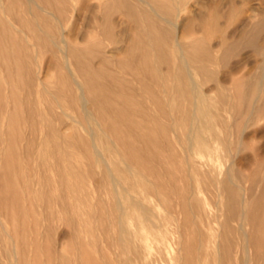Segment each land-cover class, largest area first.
<instances>
[{
  "label": "bare ground",
  "instance_id": "obj_1",
  "mask_svg": "<svg viewBox=\"0 0 264 264\" xmlns=\"http://www.w3.org/2000/svg\"><path fill=\"white\" fill-rule=\"evenodd\" d=\"M33 1L36 0H11L8 8L3 2L0 5V70L4 73L3 77L0 75V114L7 118L0 139L8 143L6 154L9 156L17 151L14 145L23 139V127L30 124L34 130L35 126L41 124L46 130L45 143L54 142L55 150L69 143L73 148L83 150V154L94 163L100 160L107 174L106 182L118 196H122L116 205V219L113 220L114 214L110 211L105 212L104 219L109 237L114 225L121 235V247L127 255L124 264H148L147 255L152 253V245H165L163 238L168 231L175 232L179 237L175 242V264H264V149L249 159L236 162V155L244 146L246 151L251 149V140L264 139V131L256 130L247 134L250 125L264 120V8L259 10L258 22L251 27L247 23L241 36L234 41L226 36V29L221 26L225 15L218 9L217 12L214 10L210 19L198 18L203 32L209 34V30L213 29L221 38L218 49L223 53L218 59L204 39L187 43L184 36L178 37L176 18H170L175 11L172 8L174 5L171 0H164L170 3V7L163 8V15L152 6L145 13L149 39L143 40L137 31V35L128 36L121 42L126 44L125 49L119 48L112 52L113 57H108L98 43L85 41L89 45L85 49L75 43L72 34L71 37L66 35L63 19L69 0H38L55 14L47 13L37 5V1L35 4ZM108 1L103 9L105 13L115 12L116 9L140 25L141 17L132 2ZM153 1L157 3L160 0ZM261 4L264 5V0ZM17 5H21L30 17L33 15L38 18V23H42V26L37 24L34 17L32 22L26 19L18 21L23 28L33 25L32 37L38 42L39 49L51 52L55 58L48 71H55L58 87L68 93L70 99L67 104L77 113L75 117L66 112L63 115L71 119L75 128L85 129L91 137L90 142L86 143L79 132L72 134L69 140L65 139L56 129L57 118L48 119L39 112V101L36 99H44L48 88L45 89V83L33 74L32 64L36 56L30 53L32 51L27 37L18 38L17 33L21 31L12 24V20L15 22L16 19L10 10ZM236 5L233 1L232 13L237 10ZM1 12L12 20L3 17ZM51 16L56 24L50 20ZM154 16L168 27L160 28ZM93 23L96 24L95 20ZM99 25L103 38L120 43L109 22ZM245 50L261 57L262 62L256 72L238 76L239 72L233 71L227 82L219 81L209 66L221 63L226 67L238 51ZM112 62L124 74L131 76L132 82L117 77L111 70L109 72ZM71 66L82 79L81 83ZM163 68V80L155 83L156 74L163 72ZM201 74L215 82V90L219 93L216 104L214 101L210 103L202 89L203 85L197 80ZM147 79L154 83H146ZM133 82L140 84L141 92H137L138 87L135 89ZM156 86L161 89L159 92ZM5 87L9 90L7 96L4 95ZM35 87L44 89L37 91ZM21 92L26 98L21 97ZM145 99L150 108L157 111L156 114L148 112L150 109L145 106ZM88 102L91 104L90 109ZM218 103H221V107H218ZM48 110L52 116L53 109L50 107ZM218 112H224L227 116L224 122L216 124L221 116ZM95 127L102 136L111 140L112 149L124 155H120L123 167H117L116 163H111L101 153L96 144L99 133ZM221 146L224 147V158L218 155ZM214 156L215 161L220 158L229 164L215 162L212 169L206 171L210 176L209 185L218 191V210L212 213L210 204L203 196L201 182L196 181L195 176L199 174L197 159H213ZM164 157L169 163L164 161ZM201 164L203 168L206 166L203 162ZM57 166L61 168L58 163ZM224 166L226 171L223 173ZM10 169L6 163L7 174L11 173ZM67 170L74 176L78 174L74 169ZM94 171L89 170L88 175L91 176ZM149 177L157 181L151 183ZM106 182L100 181V185ZM9 183V178H3L0 185V204L4 215L16 210L19 215H24L21 194L15 188L11 189ZM141 191L146 192L145 196ZM173 195L176 201L172 200ZM151 197L163 206L165 215H156L154 208L149 205ZM184 237L191 239L184 243L181 241ZM108 246L112 248L113 242ZM251 250L255 252L251 254ZM88 257L94 264L95 259ZM104 258L105 264H111L106 256Z\"/></svg>",
  "mask_w": 264,
  "mask_h": 264
},
{
  "label": "rangeland",
  "instance_id": "obj_2",
  "mask_svg": "<svg viewBox=\"0 0 264 264\" xmlns=\"http://www.w3.org/2000/svg\"><path fill=\"white\" fill-rule=\"evenodd\" d=\"M36 1L38 2L37 5L42 7L47 13H56L55 11L40 4L38 0ZM36 1H33L34 4L37 3ZM107 1L108 0H69V4L65 6L67 14L63 19V25L66 35L71 37L72 34V39L76 40L75 43L78 46L86 49L89 47L87 43L88 41L90 43H98L102 52H105L108 57H113L112 52L118 50L119 48L125 49L126 44L121 42H124L128 36L134 37L137 35V31L141 33L143 40H147V38L149 39V27L147 25L148 20H146L147 18L145 13L150 11V6H152L160 15L164 14L162 13L164 12L163 8L170 7V3L168 4L164 0H160L157 3L153 0H142L144 2L129 0L130 3L132 2L131 4L133 6L135 5V10L141 17L142 22H140V25H136L128 19L127 16L122 15L123 13L121 14L116 9L114 10L115 12L111 11L110 13H105V10L103 9L109 3V1ZM171 1L174 5L171 7L175 11L173 16L170 18L172 20H175L176 18L178 37L182 38L184 36L187 43H190L193 40L204 39L207 45L211 48L215 58H218V56L223 53L218 49L221 38L213 29L209 30V34L205 31L203 32V28L198 22V18L204 17L206 19H210L211 16L214 15L213 13H215L214 10L217 12L218 9L220 13L225 15V19L222 21L221 26L226 29V36L229 37L230 40L234 41L241 36L247 23L250 24L249 26L251 27L253 26L252 24L255 25L258 22L259 17L257 16L264 8V5L261 4L262 0ZM233 1L237 4V10L232 13L231 6ZM1 2H3L7 8L11 4V0H0V5L2 4ZM146 2H148V4ZM73 5L75 7H73ZM10 11L12 12V15H14L13 17H15L17 22H14V20H12L5 13L1 12V15L3 17H8L9 20H12L14 27L21 31L20 33L16 32L18 38L27 37L28 46L30 51H32L30 53L36 56L32 64L33 74L35 77L38 75L45 83V89L48 88L45 91L46 94L44 99H41L40 97L39 99H36L39 101V112L44 114L48 119L54 116L57 118L55 121L56 129L57 131L59 130V134L65 139L69 140L72 137V134L75 135L79 132L80 136L86 143L90 142L91 137L85 129L82 127L75 128L71 119L63 115L64 112H66L72 117H75L77 116V113H75L72 106L67 104L70 99L68 93L61 91V87H58L55 71H48L51 62L56 61L55 58H53L52 53L39 49L38 42H36L32 37L33 25L23 28L18 23V21L23 19H26L28 22L31 20L32 22L33 17V20L37 22L38 18H35V16L31 14L30 17L21 5L11 7ZM153 18L154 20L156 19L155 21L158 20L155 16ZM50 20L53 24H56L54 17L51 16ZM94 20L96 24L93 23ZM101 22H109L112 25L115 37L121 44L106 40L100 35L101 31L99 24H101ZM37 24L42 26V23L40 22H37ZM157 24L162 29L164 27H168L166 23L159 20L157 21ZM162 24L164 26H162ZM144 27L145 29H143ZM140 30H145V32H141ZM145 36H147L146 39ZM173 37L175 38V35H173ZM173 37L171 39V46H173L174 43ZM260 60H262L261 57L257 56L250 50L238 51L226 67L219 63L213 65L211 64L209 68L211 71L216 73L217 79L224 83L227 82L230 73L233 71L234 73L236 71L239 72L238 76L254 74V72H256V68L260 65V62H262ZM96 66H99L97 62ZM71 69L75 73L77 80L81 83L82 79L76 74L73 66H71ZM110 70L114 75H117V77H120L125 81L132 82V77L124 74L114 62L111 63L109 72H111ZM162 70L163 72L159 71V73L156 74L155 83L163 80L165 68ZM2 71L3 70L1 69L0 75L3 77L4 73H2ZM197 80L203 85L202 89L206 93L210 103H212L211 101H214L213 103L216 104L219 101V93L215 90V82L205 74H201L200 76L198 75ZM146 81V83H154L150 79H147ZM133 83L132 84L135 89L138 87L136 89L137 92H141L140 84L137 85L136 82ZM5 85L7 86L6 83ZM35 88L37 91L44 89L42 87ZM156 88L158 92L161 90L158 86H156ZM4 93L6 96L9 94L7 87H5ZM21 93V97L24 98V93ZM161 95L166 97L164 94ZM145 100V106L151 110H148V112L150 114H156L155 112L157 111L151 109L147 100L146 102ZM87 104L90 109L91 104L89 102ZM220 104L221 103H218V107H221ZM49 106L53 109L52 116L48 113V109H50ZM62 107L65 108V110ZM211 107L215 110L214 106L211 105ZM8 108L9 107H7V109ZM218 114H221V116L218 118V121L216 120V124L217 122H224L226 119H224V117L227 116L224 112H218ZM6 122L7 118L0 114V135L2 130H5L6 128ZM163 122L169 124L168 121L163 120ZM95 130L96 132L98 131L97 127H95ZM256 130L264 131V120L255 125H250L247 134H251ZM224 131L228 132L226 129H224ZM45 133L46 130L41 124H39V126H35L34 130L30 124L26 125L25 128L23 127L22 129L23 139L14 145V148L17 151L9 156L6 154V151L8 150L7 141H2L0 139V185L3 178H9V187L11 189L15 188L18 192H20V202L25 209L24 215H19L17 210L10 211L11 214L5 213L4 215L0 204V264H93V262H90L88 256L95 259L94 264H105V256L111 264H124L127 255L121 247V235L117 231L116 225H114L111 229V235L109 237L105 230L107 223L104 219L105 212L107 211L114 214L113 220L116 219V205L122 196H118L117 193L113 191L114 188L106 182L107 174L103 164L100 160L94 163L90 160V158L83 154V150L73 148L69 145V143H65L62 146V149H58V151L55 150L56 145L54 142L45 143ZM97 133H99V131ZM112 140L114 141V139ZM233 142H235L234 138ZM96 144L101 153L106 155L111 163H116L117 167H123L122 162L120 161H122L121 156L124 155H122L121 152L118 153L117 150L112 149L111 140L109 138L107 139V137L102 136V134L99 133ZM249 145L251 146L250 150L246 151L244 146L242 148L243 150L236 155V162L249 159L253 157L256 152L262 151L264 149V139L251 140ZM223 148L224 147L221 146L218 153V155L222 156V158H224L225 155ZM163 159L169 163L168 159L165 157ZM179 162L181 163V159ZM197 162L199 174L195 176V179L196 181L199 180L201 182L200 187L203 191V196L210 204V211L215 213L218 210V191L209 185L210 176L206 174V171L211 170L215 162L220 165H228L229 163H226L224 159L220 158L215 161V156L213 159L209 158L205 160H200L198 158ZM202 162L206 165L204 168L201 164ZM6 163L11 168V173L9 174H7L5 170ZM57 163L60 164L61 168H57ZM68 168L74 169L78 174L74 176L69 172V170H67ZM225 169L226 167L224 166L223 173L226 171ZM89 170H92L95 173L92 175L90 173L91 176H89ZM115 171L116 169L114 167V173H116ZM245 172L246 171H244V173ZM103 180L106 184L101 186L100 181ZM136 180L137 182H140L138 179ZM148 180L151 183L157 181L154 177H149ZM118 190L121 192L120 186ZM257 190H260V187H257ZM141 192H143V196H145L144 194H146V192ZM176 199L177 198L173 195L172 200L176 201ZM223 201H225V199H223ZM149 205L154 208L156 215H165V209L158 203L156 198H152ZM1 211L3 214H1ZM55 213H57V215H55ZM11 218L12 220H10ZM14 219H16V222ZM248 230H250V228H248ZM72 233H74L73 236L75 237L72 236ZM178 238L179 237L175 232L168 231L165 238H163L165 245L160 243L152 245V253L147 255L148 264H175V242L179 240ZM189 239L191 238L184 237L181 241L185 243L189 241ZM34 242H36L37 245L34 246ZM108 242H113L112 248L108 246ZM82 243L84 244L83 246H81ZM254 252L255 251L251 250V254ZM149 261L151 263H149Z\"/></svg>",
  "mask_w": 264,
  "mask_h": 264
}]
</instances>
